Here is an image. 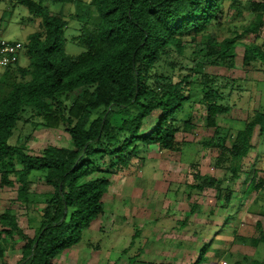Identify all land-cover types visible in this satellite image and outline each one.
I'll use <instances>...</instances> for the list:
<instances>
[{"label": "trees", "instance_id": "obj_1", "mask_svg": "<svg viewBox=\"0 0 264 264\" xmlns=\"http://www.w3.org/2000/svg\"><path fill=\"white\" fill-rule=\"evenodd\" d=\"M46 1L19 0L31 15L41 18L42 27L24 42L28 64L8 67H16L26 79L13 82L7 96L0 100V186H14L10 172L18 163L22 166L16 171L21 198L28 199L34 171L45 172V183L54 189L35 235L21 232L22 259L14 264H54L58 254L79 243L84 231L103 214L109 173L127 168L133 157L144 158L142 154L150 146L180 152L183 141L177 139L179 115L194 100L197 90L199 104L207 109V124L215 127L213 136L200 144L207 150H217L213 167L222 169L224 176L216 179L196 172L194 177L198 180L200 176L202 183L190 186L214 188L221 197L219 189L226 176L232 181L241 178L240 162L253 147L255 127L260 126L264 134V111L255 110L232 145H227L226 130L216 125V119L230 112L224 102L225 90L235 81L205 71L206 66H235V49L241 39L254 31L259 36L264 4H255L262 12L243 33L217 41L205 33L221 22L225 0H92L93 20L87 22L86 15H77L80 27L73 40L84 50L75 57L66 51L69 20L53 12ZM49 1L66 5L77 0ZM188 35L208 36L201 46L203 59L195 60L191 68L183 67L188 72L177 80L172 74H160L157 64L163 55L171 52V46L180 50L183 37ZM244 48V66L256 68L258 64L264 71L262 45L250 43ZM194 76H200L198 86ZM77 89H83L84 95L75 105L76 115L61 111L69 126L71 146L48 145L39 153L29 154L24 143H11L25 107L46 112L55 105L62 106L60 95ZM154 113L158 114L149 127L147 119ZM228 195L224 196L225 205L230 202ZM0 227L13 236L19 228L16 213L2 212ZM262 241L263 233L252 239L256 245ZM203 256L204 250L194 264H200ZM252 264L264 263L253 260Z\"/></svg>", "mask_w": 264, "mask_h": 264}, {"label": "rangeland", "instance_id": "obj_2", "mask_svg": "<svg viewBox=\"0 0 264 264\" xmlns=\"http://www.w3.org/2000/svg\"><path fill=\"white\" fill-rule=\"evenodd\" d=\"M91 1L77 0L66 5L49 0L45 2L53 12H60L69 20L65 34L66 51L71 56L76 57L84 50L73 40V36L79 33L77 15H86L89 18L87 22L93 20L95 8ZM255 4H264V0H225L221 22L205 34L222 41L227 36L243 33L244 28L262 12ZM72 14L76 16L72 18ZM41 27V18L31 15L19 0H0V37L27 42L30 34ZM207 38V35L184 36L180 50L171 46V52L163 55L157 64L158 72L172 74L175 80L179 79L188 72L183 67L191 68L195 60L203 59L201 46L205 45ZM241 41L235 49L233 68L205 67L207 73L228 76L235 81L233 87L225 90L224 102L231 110L216 119V125L226 130L229 146L238 130L244 127L249 114L255 110L264 111V71L258 64L256 68H247L243 62L245 45L258 43L264 49V16L259 36L255 31L249 32ZM28 62L29 58L23 52L18 65L25 66ZM25 79L16 67H0V100L7 96L13 82ZM194 80L196 85L200 84V76H194ZM197 93L179 115L181 127L177 139L183 141L180 153L150 146L142 154L144 158H139L140 161L138 157H133L130 168L127 167L130 172L120 168L107 175L110 185L103 197L104 212L83 233V242H91L94 249L93 255H90L102 257L99 264H194L203 250L204 259L200 264H252L253 260L264 263V242L258 245L252 242L253 238L264 234V134L257 125L252 136L253 147L240 162L241 178L232 181L226 176L222 189H219L221 197L214 188L190 186L202 183L200 176L198 180L194 177L196 172L216 179L224 176L222 169L213 167L217 150H207L200 144L213 136L215 127L207 124V109L199 104L197 99L200 94ZM83 95V89L64 93L60 95L62 106L55 105L43 113L33 107H25L11 143H24L29 154L39 153L48 145L71 146L69 126L62 119L61 111L64 110L67 116L71 113L76 115L75 105L83 101ZM157 114L147 119L149 127ZM186 123L191 126H185ZM21 167L17 163L16 169L10 172L14 186H0V214L12 210L19 223V228L10 237L0 227V264L21 261V232L31 237L35 235L46 202L54 193V189L45 183V172L34 171L30 175L28 199L21 198L16 172ZM1 171L0 168V180ZM131 172L139 175L138 190L133 189L131 194L138 198L134 202L131 197L126 198L122 190V185L125 187L129 181L126 176ZM260 181L263 183L260 184ZM226 187L230 189L225 190ZM115 192L117 195H114ZM228 193L230 202L225 205L224 196ZM119 195L123 198L122 202H119ZM136 210H139V217H132L131 211L136 213ZM64 251L54 259V264ZM77 264L88 263L78 258Z\"/></svg>", "mask_w": 264, "mask_h": 264}, {"label": "crops", "instance_id": "obj_3", "mask_svg": "<svg viewBox=\"0 0 264 264\" xmlns=\"http://www.w3.org/2000/svg\"><path fill=\"white\" fill-rule=\"evenodd\" d=\"M10 69H12V68H10ZM177 152H179V151H177ZM137 159L139 160V158H137ZM139 161H138V164H139ZM138 164L136 165L137 168H139V165ZM129 168H126V170L128 172L131 171V169H129ZM127 177L129 179V181L127 180L129 184L126 183V186L125 187H123L124 185H122V190H123V193L126 196V198L131 197L132 202H134L138 198L136 199V197L131 196V194L134 191L133 189L138 190L136 187L139 186V175H136L134 172H131V174H129V175L126 176V179H127ZM148 180H150V179H148ZM114 195H117V192H115ZM122 201H123V198H121L120 195H119V202H122ZM137 203H138V201H137ZM130 206H132V204H130ZM125 207L128 208L127 207V204H126ZM131 215H132V217H139V210H136V213H134L133 211H131ZM127 216H128V214H127ZM95 221L92 223V225H94ZM100 242H103V239H100ZM91 244H92L91 242L85 244L83 242V238H82V240L79 243H77L76 245H74L71 248H69V250L64 251V254L61 255V257L59 256L56 259V263L55 264H77L78 258H82V259L86 260V262L88 264H99L101 262V260H103V259L100 256L99 257H96L95 254H94V256H91L90 255V254L93 255V252H94L93 251L94 249L91 248V246H92ZM100 247L103 248L102 247V244H100ZM104 261H106V260L104 259Z\"/></svg>", "mask_w": 264, "mask_h": 264}, {"label": "built area", "instance_id": "obj_4", "mask_svg": "<svg viewBox=\"0 0 264 264\" xmlns=\"http://www.w3.org/2000/svg\"><path fill=\"white\" fill-rule=\"evenodd\" d=\"M24 51V42L0 37V67L8 68L16 65Z\"/></svg>", "mask_w": 264, "mask_h": 264}]
</instances>
